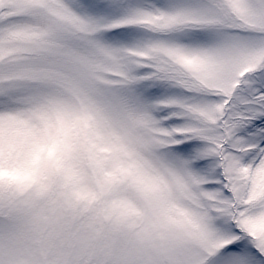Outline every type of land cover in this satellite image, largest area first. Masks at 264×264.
<instances>
[{
    "label": "snow or ice",
    "instance_id": "snow-or-ice-1",
    "mask_svg": "<svg viewBox=\"0 0 264 264\" xmlns=\"http://www.w3.org/2000/svg\"><path fill=\"white\" fill-rule=\"evenodd\" d=\"M0 264H264V0H0Z\"/></svg>",
    "mask_w": 264,
    "mask_h": 264
}]
</instances>
